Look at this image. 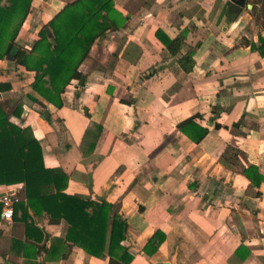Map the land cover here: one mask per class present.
I'll use <instances>...</instances> for the list:
<instances>
[{
    "label": "crops",
    "instance_id": "obj_1",
    "mask_svg": "<svg viewBox=\"0 0 264 264\" xmlns=\"http://www.w3.org/2000/svg\"><path fill=\"white\" fill-rule=\"evenodd\" d=\"M74 1L32 0L17 46L30 50L42 26ZM229 2L113 0L124 23L95 41L78 69L83 87L71 81L50 123L28 98L44 103L31 89L34 73L0 61V83L12 86L0 95L10 121L32 131L47 168L68 176L67 195L105 201L125 220L129 264H264V57L250 47L264 33L245 9L235 19L224 14L233 16ZM157 31L170 40L186 32L182 53L194 50L192 72L181 70ZM212 108L220 129L209 124ZM195 114L208 129L198 144L176 127ZM252 166V177L263 178L258 187L244 174ZM21 190L0 187V194ZM5 224L0 257L22 264L9 253ZM40 224L46 247L64 239L65 221ZM156 232L164 241L145 250ZM38 264H109V257L73 247L66 259L55 254Z\"/></svg>",
    "mask_w": 264,
    "mask_h": 264
},
{
    "label": "trees",
    "instance_id": "obj_2",
    "mask_svg": "<svg viewBox=\"0 0 264 264\" xmlns=\"http://www.w3.org/2000/svg\"><path fill=\"white\" fill-rule=\"evenodd\" d=\"M245 3L251 5V10H245L253 17L255 26L264 33V0H245ZM31 4L32 0H0V61L14 57L13 63L17 67L34 73L31 89L44 103L32 96L28 98L39 105L41 117L50 123V109L62 108L61 95L71 81L78 80L79 86L83 87L84 77L78 69L88 59L95 41L109 31L119 29L124 19L114 8L113 0H76L66 4L43 25L31 49L25 50L17 46L16 39L31 12ZM228 6L233 9V16L229 10L224 11V14H230L228 17L231 19L244 10L230 2ZM156 36L169 54L177 57L181 70L192 72L195 66L194 50L182 53L186 32H180L173 40L159 31ZM250 47L260 57H264V38L260 34ZM154 73L153 70L149 71L141 79H147ZM11 89L10 84L0 83V95ZM218 111V108H212L209 119V124L215 129L221 128L216 122ZM45 112L50 115L45 116ZM13 114L20 117L23 114L22 106L18 105ZM201 118L195 114L176 126L180 133L195 144L208 133L207 128L196 122ZM253 172L257 173L255 166L244 170L251 184L258 187L263 178L258 175L252 177ZM67 183L68 176L61 169L45 166L41 145L32 131L12 123L0 105V187L22 185L19 194H12L18 201L13 206L11 221H2L9 227V253L21 257L22 264H38L39 258L44 257L46 260L55 254L57 259H66L68 252L77 247L97 259L107 254L109 264H129L132 256L121 245L127 238L125 220L105 201L67 195ZM2 207L0 203V214ZM41 219L46 226L65 221L68 228L64 239H58L46 247V233L40 224ZM164 239L162 232L154 233L145 245V250L151 247L152 252H155ZM0 264H5L1 257Z\"/></svg>",
    "mask_w": 264,
    "mask_h": 264
},
{
    "label": "built area",
    "instance_id": "obj_3",
    "mask_svg": "<svg viewBox=\"0 0 264 264\" xmlns=\"http://www.w3.org/2000/svg\"><path fill=\"white\" fill-rule=\"evenodd\" d=\"M17 201L15 196L9 194H5L0 198V203L3 206L0 214L1 221H11L13 217V206Z\"/></svg>",
    "mask_w": 264,
    "mask_h": 264
},
{
    "label": "water",
    "instance_id": "obj_4",
    "mask_svg": "<svg viewBox=\"0 0 264 264\" xmlns=\"http://www.w3.org/2000/svg\"><path fill=\"white\" fill-rule=\"evenodd\" d=\"M229 1L235 4L238 8H242V9L246 8L247 10H251L252 8L251 5H246L245 0H229ZM47 33L49 36L51 35L48 29H47ZM8 60L11 62L14 61V57L13 58L9 57ZM44 115L48 116V112H45ZM4 195L5 194H0V198Z\"/></svg>",
    "mask_w": 264,
    "mask_h": 264
},
{
    "label": "rangeland",
    "instance_id": "obj_5",
    "mask_svg": "<svg viewBox=\"0 0 264 264\" xmlns=\"http://www.w3.org/2000/svg\"><path fill=\"white\" fill-rule=\"evenodd\" d=\"M245 9V8H244ZM254 20V19H253Z\"/></svg>",
    "mask_w": 264,
    "mask_h": 264
}]
</instances>
